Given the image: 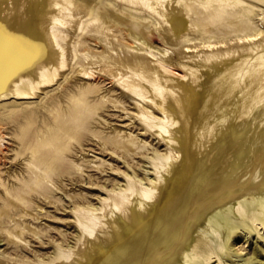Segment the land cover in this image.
<instances>
[{
    "label": "bare ground",
    "instance_id": "1",
    "mask_svg": "<svg viewBox=\"0 0 264 264\" xmlns=\"http://www.w3.org/2000/svg\"><path fill=\"white\" fill-rule=\"evenodd\" d=\"M5 158L0 264H264V0H0Z\"/></svg>",
    "mask_w": 264,
    "mask_h": 264
},
{
    "label": "rangeland",
    "instance_id": "2",
    "mask_svg": "<svg viewBox=\"0 0 264 264\" xmlns=\"http://www.w3.org/2000/svg\"><path fill=\"white\" fill-rule=\"evenodd\" d=\"M156 44H159V45H161V42H160V40H159V38L158 37H156V42H155ZM5 101H9V100H5ZM110 110H112L111 112H110ZM114 110V111H113ZM117 109H114V108H111V107H109V108H106L105 110H104V112L103 111H101V113H102V116H104V118H106V119H108V120H110L109 122L110 123H119V124H122V123H125V122H127V121H125V116H124V114L121 112V111H119V110H117ZM108 112V113H107ZM117 113V115H116V113ZM112 114V115H111ZM106 115V116H105ZM122 115V116H121ZM121 120V121H120ZM112 121V122H111ZM120 121V122H119ZM88 140V141H87ZM85 142H83V144H84V146H86V147H88V149H90L91 147L92 148H95L94 150H99L98 149V147H97V145L95 144V142L93 141V139L91 140V139H86V140H84ZM89 142V143H88ZM91 142V143H90ZM92 145V146H91ZM96 146V147H95ZM79 148V146H77L75 149H77V150H81L80 148ZM103 154H105V153H103ZM110 155L109 154H105V157L107 158V157H109ZM73 158L74 157H76L74 154H73V156H72ZM9 159L10 158H5V159H3L2 161H1V164H3V166L0 164V166L2 167L1 168V170H4L3 172H2V176L4 175V177H6V172H5V168L6 167H4V166H6V164H7V166H8V168H9V170H13L14 168H16L18 165H17V163H16V161H13V160H10L9 161ZM1 160V159H0ZM11 161L13 162V163H11ZM113 162H115V161H113ZM14 165H16V167L14 166ZM118 165L121 167L122 166V164L120 163V162H118ZM10 166H12V167H10ZM122 168V167H121ZM97 174V173H96ZM64 179H65V181L66 182H68V184H70L69 183V180H68V177H64ZM68 180V181H67ZM65 204H67V203H65ZM45 205V204H44ZM46 205H48V207H47V209L49 210V213H48V216L46 215H42V216H45V217H43L44 219H50V221L52 222V224L53 225H57L58 224V226L59 227H69V224L67 225H63L64 224V222L65 221H67V220H69V219H71V217H70V215H69V213H67V212H65V211H58L59 210V208H60V210H61V206L58 208V209H55L52 205H50V204H46ZM66 208H68V207H66ZM51 209V210H50ZM54 210V211H53ZM53 211V212H52ZM52 212V213H51ZM64 212V213H63ZM54 214L56 215L55 217H54ZM68 214V215H67ZM51 215V216H50ZM51 217L52 218H55V219H51ZM61 217V218H60ZM65 217V218H64ZM58 218V219H57ZM61 219V221H60V219ZM55 222H54V221ZM59 220V221H58ZM64 221V222H63ZM60 224H61V226H60ZM68 230H71V229H68ZM52 231H54V230H52ZM68 232V231H67ZM52 233H54V232H52ZM32 242V245H33V247H37V248H39L40 250H38V253H40V252H42V251H46V250H48V244H43V245H40L38 242H36V240H32L31 241ZM3 245H4V247L6 246L5 244H2L1 245V247H3ZM47 245V246H46ZM46 249V250H45ZM26 253L27 254H31L30 252L32 251L31 250V247H27L26 248ZM34 250V249H33ZM8 251H11V247L9 248V250ZM244 251V252H243ZM263 253H264V250H263ZM248 254V248H244L243 250H242V256H246ZM212 264H215V262H213Z\"/></svg>",
    "mask_w": 264,
    "mask_h": 264
}]
</instances>
